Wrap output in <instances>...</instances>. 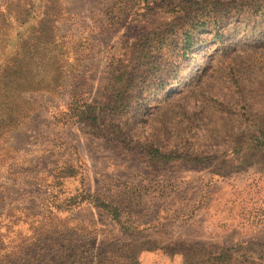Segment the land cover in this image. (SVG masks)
<instances>
[{"label":"rangeland","instance_id":"1","mask_svg":"<svg viewBox=\"0 0 264 264\" xmlns=\"http://www.w3.org/2000/svg\"><path fill=\"white\" fill-rule=\"evenodd\" d=\"M55 1L52 40H25L23 60L55 88L24 92L21 123L0 129V249L50 212L57 232L10 264H191L227 247L230 264H264V0ZM43 4L9 5L27 15L11 45L30 26L39 40ZM73 92L94 122L72 116ZM83 192L120 221L61 204Z\"/></svg>","mask_w":264,"mask_h":264},{"label":"trees","instance_id":"2","mask_svg":"<svg viewBox=\"0 0 264 264\" xmlns=\"http://www.w3.org/2000/svg\"><path fill=\"white\" fill-rule=\"evenodd\" d=\"M19 0H11L6 3L5 12L0 11V129H10L20 124L23 117V110L26 107L22 100V94L27 91H38L46 90L51 92L55 87L50 86L49 83L45 82L43 78L37 76V72L29 69L23 60L27 55V49L24 50L25 46H35L39 43L47 44L50 42L54 36L52 26L56 22V9L57 5L55 0H44L43 11L41 15L44 17L45 24L42 31L45 32L42 34L38 27L39 40L32 43L29 39V36L34 35L36 31L35 26H30L25 29L20 34H14L17 37L16 42L11 45L10 36L14 32V29L21 24H24L26 16L22 21H19L18 16L14 18L11 15L9 10V5H13ZM51 1V4L49 3ZM29 4V2H27ZM31 5L29 4L26 10H29ZM25 10V11H26ZM28 14V13H26ZM41 21V19L39 20ZM188 35L184 36V41H188ZM27 44L24 46V44ZM22 46V50H21ZM58 72H61L58 69ZM60 73L56 77L57 83L58 78H60ZM59 85V84H58ZM21 97V98H20ZM82 98L76 93L73 92L71 95V105L73 117L75 116L76 120L83 119L88 120L89 122H94L97 118L94 105L89 104L88 102H81ZM17 104H15V103ZM15 107L12 112L11 107ZM119 107V106H118ZM118 109V108H117ZM13 113V114H11ZM86 115V116H85ZM72 118L68 116V119ZM74 119V120H75ZM171 156V155H168ZM167 156V157H168ZM60 177H70L73 175V168L71 166H65L60 168ZM77 197L65 198L61 201L62 205H65L66 208L70 205H78L80 203H90L97 208L107 211L112 219L116 222L120 221V214L118 208L114 203L103 195L91 194L89 192H83L78 200ZM52 216H45L33 229L32 233L22 237L21 242L12 247L11 250H1L4 249L0 246V264H10L11 260H15L16 256L21 258L23 255L29 253L30 248L36 249V247L41 245L43 239L52 238L57 232V224L55 222L56 213L50 212ZM48 217L47 222L43 221ZM1 228V226H0ZM5 234L0 230V239L1 236ZM230 251H233L232 247L223 248L221 252L215 256L209 262L207 261H196L191 264H230L231 254ZM45 264L40 261L32 262V259L29 262H24L23 264ZM55 264V263H54ZM239 264H262L260 262L254 261H241Z\"/></svg>","mask_w":264,"mask_h":264}]
</instances>
